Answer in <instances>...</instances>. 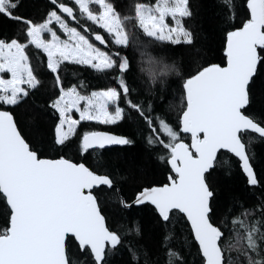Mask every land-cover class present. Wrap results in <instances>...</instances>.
Masks as SVG:
<instances>
[{
	"label": "snow or ice",
	"instance_id": "6c2138e0",
	"mask_svg": "<svg viewBox=\"0 0 264 264\" xmlns=\"http://www.w3.org/2000/svg\"><path fill=\"white\" fill-rule=\"evenodd\" d=\"M221 3L217 63L200 55L191 0H129L123 11L115 0H44L36 17L19 14L21 0H0V15L20 25L18 35L0 36V264H110L120 250L135 264H189L185 245L188 255L196 250L191 264H264V170L252 162L253 143H264V0H241L239 20L235 0ZM148 45L172 56L153 60L158 70L148 82L161 84L159 96L152 87L142 94L129 76L127 49ZM30 46L46 54L51 95L43 107L56 115L54 129L35 143L12 110L43 83ZM65 62L111 75L112 83L90 91L67 85ZM170 76L180 89L179 105L168 104L175 121L162 107ZM126 110L143 122L146 150L166 166L164 181L143 183L135 168L121 174L104 157L109 146L132 145L131 138L78 130L82 121L114 124ZM90 151L97 156L89 162ZM227 154L237 159L248 191L261 190L250 205L235 197L225 205L217 200V169L223 165L230 175ZM123 182L134 185L131 200L119 195ZM106 200L116 207L106 209ZM133 206L148 209L153 223L147 231L137 220L109 224V211ZM178 223L190 238L179 246ZM152 228L159 230L163 262L153 258Z\"/></svg>",
	"mask_w": 264,
	"mask_h": 264
},
{
	"label": "trees",
	"instance_id": "16d2710c",
	"mask_svg": "<svg viewBox=\"0 0 264 264\" xmlns=\"http://www.w3.org/2000/svg\"><path fill=\"white\" fill-rule=\"evenodd\" d=\"M44 0H21V7L19 8V14L26 17H36L39 15L37 8L43 4ZM149 2V0H145ZM129 0H115V4L122 11L128 5ZM193 6V20L191 23L195 25L196 31L199 33L196 45L200 47V55L205 60L211 62H220L222 52V29L224 27V14L226 9L224 8L221 0H191ZM237 20L243 14V8L241 6V0H235ZM20 25L17 21L6 18L0 15V36L13 37L19 34ZM143 51V55H141ZM176 54H182L184 52L181 48H176ZM30 61L34 68H38L37 75L43 81L37 90L33 92V95L27 98L19 107H15L12 110L15 113L16 119L19 122L20 128L23 134L32 140L34 143L37 140H45L54 129L56 122V115L53 110L43 107L47 104L48 98L51 95L50 90V76L46 70V56L41 49L30 46L28 49ZM127 55L132 60V72L130 77H135V86L142 94H147L146 90L152 87L157 96L161 94L162 86L157 82L154 86L149 84V73L154 68L153 59L159 58L161 55H167L169 59L172 58L170 53L162 51L160 45H148L146 48L134 49L128 48ZM185 63L188 62L189 57L185 54L183 56ZM152 60V61H150ZM143 68L144 71H140ZM61 76L67 85H81L83 84L87 90L99 89L112 83L111 75H103L92 70L88 66L75 65L67 63L62 66ZM130 83H132L130 79ZM163 93L167 99L162 105L165 110H168V104L179 105L180 89L179 82L175 77H167L163 85ZM123 106V105H122ZM259 107V105H258ZM168 115L175 121V111L168 110ZM80 133L86 130H106L120 135L131 138L134 143L128 146L110 147L104 151V157L112 161L117 167L121 169V174L126 166H131L137 170V175L142 179L143 183H149L153 181H164L166 178L165 165L156 161L153 153L146 150V145L143 139V133L145 132L144 124L133 113L128 115L126 110L125 117L121 121H117L111 125H102L96 122L82 121L78 125ZM252 151L254 153L253 164L258 172L264 170V143L254 142L252 145ZM68 155L76 156L74 151H69ZM230 160L231 169L230 175H225V171L228 169L221 165L217 169V200L221 205H225L229 202L231 197H235L243 201L245 206L252 204L256 196L260 194L261 190L256 189L255 195L248 191L245 184V177L239 167L236 158L231 154H227ZM97 153L91 151L87 154L88 161H92L96 158ZM79 159V157H76ZM140 182V181H137ZM120 188L119 195L131 200L134 196V185L129 182H123L118 185ZM106 209L115 208L114 204H105ZM2 204H0V223H2ZM109 224L112 227H116L118 223L130 224L131 221H139L147 231L152 223V217L147 208L133 206L127 211L123 212H108ZM152 233L155 241L153 247V258H158L163 262L165 259L163 255V249L159 245L160 236L158 229L152 228ZM174 243L178 246L183 244L188 237L187 228L183 223H178L174 228ZM186 259L191 264V261L195 257V248H192V255H188V247L184 246ZM110 264H135L130 260V254L127 250H120L115 254Z\"/></svg>",
	"mask_w": 264,
	"mask_h": 264
},
{
	"label": "rangeland",
	"instance_id": "374dc122",
	"mask_svg": "<svg viewBox=\"0 0 264 264\" xmlns=\"http://www.w3.org/2000/svg\"><path fill=\"white\" fill-rule=\"evenodd\" d=\"M43 52V51H42ZM45 54V53H44ZM45 56H46V54H45ZM46 60H47V57H46ZM152 60H154L153 58H152ZM152 60H150V61H152ZM153 62V61H152ZM153 65V64H152ZM73 118H75V119H78V114L77 113H75L74 111H73Z\"/></svg>",
	"mask_w": 264,
	"mask_h": 264
},
{
	"label": "water",
	"instance_id": "95a60500",
	"mask_svg": "<svg viewBox=\"0 0 264 264\" xmlns=\"http://www.w3.org/2000/svg\"><path fill=\"white\" fill-rule=\"evenodd\" d=\"M101 131H106V130H101ZM108 132H110V131H108ZM112 134H115V135H120V134H117V133H113V132H111ZM117 146H119V145H112V146H109L108 148H110V147H117Z\"/></svg>",
	"mask_w": 264,
	"mask_h": 264
}]
</instances>
